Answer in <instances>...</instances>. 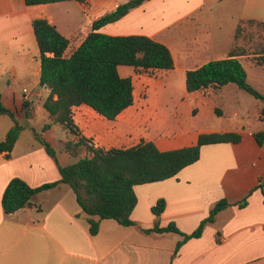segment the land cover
I'll list each match as a JSON object with an SVG mask.
<instances>
[{"label": "crops", "instance_id": "1", "mask_svg": "<svg viewBox=\"0 0 264 264\" xmlns=\"http://www.w3.org/2000/svg\"><path fill=\"white\" fill-rule=\"evenodd\" d=\"M106 1V0H105ZM128 0H66L27 5L25 0H0V66L13 83L24 82L20 107L15 112L24 126L10 156L0 153V264H264V142L240 123L200 127L197 118L212 116L218 106L213 86L189 92L186 73L204 63L230 56L238 26L249 21L264 23V0H146L119 20L98 30L110 35H147L167 45L174 67L140 70L119 65L121 76L131 77L134 103L109 119L87 104L72 107L78 133L71 132L42 106L33 101L50 95L40 83L41 60L33 28L35 18H47L69 40V56L93 30V21ZM74 2L76 11L70 8ZM86 6V7H85ZM88 6V7H87ZM91 10L89 14L87 10ZM259 52L238 55L248 81L264 95V65ZM24 89L28 90L25 94ZM179 91L174 98L173 92ZM56 99L57 96H54ZM2 101V95H1ZM15 102V101H14ZM175 103L171 112L167 107ZM9 115V114H0ZM10 116V115H9ZM264 120V110L259 113ZM238 113L234 119H237ZM51 123L49 128L45 124ZM14 124L0 120V141ZM235 131L237 143L203 145L199 160L171 178L135 186L138 202L133 225L112 218L102 219L99 231L90 233L87 215L70 185L62 183L35 194L31 203L11 214L2 206V196L13 177L31 186L60 179L65 166L88 155V145L109 150L126 148L142 140L153 141L160 150L196 144L203 132ZM36 133L55 149L51 156ZM71 150L66 142L78 143ZM263 183V187L259 185ZM229 206L208 222L199 237L185 241L179 232H146L159 222H175L183 233L193 232L220 199ZM247 198V204L239 202ZM166 202L156 216L152 206Z\"/></svg>", "mask_w": 264, "mask_h": 264}, {"label": "trees", "instance_id": "2", "mask_svg": "<svg viewBox=\"0 0 264 264\" xmlns=\"http://www.w3.org/2000/svg\"><path fill=\"white\" fill-rule=\"evenodd\" d=\"M59 1L66 0H25V3L36 5ZM145 1L128 0L96 18L92 24L93 30L69 56L65 55V51L70 40L57 26L47 18L33 20L41 60L40 83L50 89L44 107L71 132L78 133L72 118V107L75 105L87 104L107 118L114 119L134 103L132 79L121 76L119 65H132L140 70H169L174 67L172 53L162 42L147 35H110L98 30L119 20ZM241 30L242 26L239 25L237 39ZM245 52L241 46L235 45L229 57L210 60L198 68L188 70L187 90L191 92L210 86L219 88L228 83H236L257 98L264 99V95L248 81L247 70L238 58V55ZM259 53L258 62L264 65V50ZM0 114H9L14 120L5 138L0 141V153L6 152L9 157L24 126L16 119L15 112L3 104L1 95ZM50 126L51 123H47L44 128ZM36 137L47 152L56 158L51 144L38 133ZM256 137L259 144H262L264 131L258 132ZM241 138L242 135L235 131L203 132L196 144L171 150H160L153 141L145 140L130 147L109 150L88 145V155L71 164L59 165L61 177L56 181L31 186L24 179L13 177L4 190L2 206L6 214H11L29 205L38 192L66 183L74 190L79 205L88 217L91 234L98 233L100 222L105 218L115 219L123 225H133L135 221L131 215L138 202L136 185L176 176L183 168L199 160L203 145L237 143ZM86 142L85 137H80L78 143L66 142L65 148L74 152L71 146ZM259 186L263 187V183ZM246 204L247 198L239 202L240 206ZM165 205V200L159 199L152 206L153 213L159 216ZM229 205L225 198L217 201L209 215L191 233H183L173 221L165 226H160L157 222L154 227L145 231L181 233L184 238L177 244V253L185 241L201 236L205 225L214 221L216 214Z\"/></svg>", "mask_w": 264, "mask_h": 264}, {"label": "rangeland", "instance_id": "3", "mask_svg": "<svg viewBox=\"0 0 264 264\" xmlns=\"http://www.w3.org/2000/svg\"><path fill=\"white\" fill-rule=\"evenodd\" d=\"M106 1L104 0V2ZM94 3L95 0H93V5ZM69 5L72 10L76 11L74 2H71ZM90 11L91 10L88 9L86 12L89 14ZM240 37L244 44L241 48L245 51L255 53L264 50V24L248 21L240 31ZM24 87L32 91L31 86L24 82L18 84L13 83V79L9 73H4L0 66V95H2V102L4 105L12 109H15L16 106L20 107L23 103ZM256 87L259 90V86ZM33 92L32 96L34 103L37 106H42L45 92L43 93V97H37L35 94L36 89H34ZM173 93L176 94L174 98L179 95L178 90H175ZM214 97L218 110L209 117L200 114L197 118V123L200 127L209 129L211 127L228 126L231 122H235L247 125L246 127L249 130L256 129L257 127H259L260 130L263 129L264 120L259 116L260 111L264 110L263 98H257L252 93L239 87L236 83H229L227 87L217 90L216 93H214ZM174 104L175 103H172L167 107L169 112L175 109ZM236 113H238V117L234 119ZM9 118V115H0V120H9Z\"/></svg>", "mask_w": 264, "mask_h": 264}, {"label": "built area", "instance_id": "4", "mask_svg": "<svg viewBox=\"0 0 264 264\" xmlns=\"http://www.w3.org/2000/svg\"><path fill=\"white\" fill-rule=\"evenodd\" d=\"M24 92H25V94H28V90L27 89H24Z\"/></svg>", "mask_w": 264, "mask_h": 264}]
</instances>
